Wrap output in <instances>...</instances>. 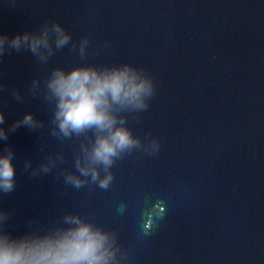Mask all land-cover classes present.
<instances>
[{
	"label": "water",
	"instance_id": "1",
	"mask_svg": "<svg viewBox=\"0 0 264 264\" xmlns=\"http://www.w3.org/2000/svg\"><path fill=\"white\" fill-rule=\"evenodd\" d=\"M45 20L77 51L57 50L46 65L12 52L27 88L56 67L122 63L155 84L146 111L123 115L159 152L118 160L106 191L77 189L96 223L116 231L126 264H264V0H0V32ZM32 100L49 134L54 106ZM49 136L76 172L80 140Z\"/></svg>",
	"mask_w": 264,
	"mask_h": 264
},
{
	"label": "clouds",
	"instance_id": "2",
	"mask_svg": "<svg viewBox=\"0 0 264 264\" xmlns=\"http://www.w3.org/2000/svg\"><path fill=\"white\" fill-rule=\"evenodd\" d=\"M69 45L70 51H77L71 34L58 21L45 20L36 31L12 36L0 32V60L12 52H30L39 63L46 65L57 50ZM88 46L89 39L83 37L78 47L81 58L85 57ZM3 93H8L17 103L24 102V95L18 88L9 89L0 83V94ZM27 94L34 98L42 94L43 100L54 106L49 121L52 137L61 142L73 138L80 140L74 156L76 172L63 168L57 172V178L63 176L64 183L75 189L95 184L106 191L114 180L112 168L118 160L134 151L148 155L159 152V141L154 138L142 141L134 136L127 126V116L123 115L138 116L149 108L155 95L152 77L132 64H91L70 70L56 67L43 82L34 78ZM5 123V111L0 107V141L5 142L20 127L31 131L44 127V122L32 112L25 113L7 127ZM15 155L9 144L0 149V197L16 188ZM64 159L63 153L58 152L36 167L25 160L23 170L31 177L46 176L62 165ZM158 207L148 211L146 228L151 226V217ZM11 215L0 209V264H126L128 253L118 243L116 231L79 213L66 212L60 221L51 222L43 229L33 227L36 222L29 220V230L21 235L8 230Z\"/></svg>",
	"mask_w": 264,
	"mask_h": 264
}]
</instances>
